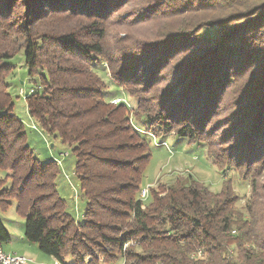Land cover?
<instances>
[{
  "label": "trees",
  "instance_id": "16d2710c",
  "mask_svg": "<svg viewBox=\"0 0 264 264\" xmlns=\"http://www.w3.org/2000/svg\"><path fill=\"white\" fill-rule=\"evenodd\" d=\"M112 23L125 29L113 34ZM19 42L30 74L45 70L27 110L71 148L86 198L78 221L57 189L58 162L27 143L13 67L0 63V167L12 179L0 205L17 201L29 242L63 264H264V0H0V60ZM100 58L132 111L106 99ZM170 133L250 180L244 203L227 177L219 192L187 176L141 199L150 136Z\"/></svg>",
  "mask_w": 264,
  "mask_h": 264
},
{
  "label": "rangeland",
  "instance_id": "374dc122",
  "mask_svg": "<svg viewBox=\"0 0 264 264\" xmlns=\"http://www.w3.org/2000/svg\"><path fill=\"white\" fill-rule=\"evenodd\" d=\"M133 3L134 1H131L128 7L121 10V13L131 9V7H138L132 5ZM125 15L126 13L123 16L125 17ZM107 28L113 34L125 29L116 26L115 23L109 24ZM120 35L125 37V33ZM19 45L21 48L14 57L0 60V63H6L13 67V72L8 76L7 83L14 102V112L25 123L27 143L33 149L35 155L41 161L55 159L58 162L60 172L56 179L57 189L61 197L66 200L68 211L78 221H81L86 208V198L80 189V182L75 174L76 157L71 148L64 145L59 137L55 138L43 132L35 119L30 116L27 110L26 96L34 91L38 93L42 91L40 76L45 74V70L35 69L31 75L25 61L24 47L20 42ZM110 45H113V43L111 42ZM98 63L97 65L94 64V70L106 82V99L119 97L132 111L136 105L135 98L131 97L124 88L118 86L111 78L104 59L100 58ZM133 112L130 115L132 122L144 130L146 127L144 118L142 116L136 117ZM33 125H35V128H33ZM150 137L154 148L150 164L142 179L141 189H146L149 186L158 188L160 185H168L174 182L178 177L192 176L196 180L205 183L213 192H219L223 187L224 179L227 177V179L231 178L236 193L241 197L239 204L242 205L250 194V180L240 175L238 171L228 169L225 171L217 166L209 156L207 146L204 143L191 142L186 138L176 136L175 133L167 134L161 139L153 135ZM224 171L225 173H223ZM10 173V171L0 167V197L2 193L6 195L7 192L4 190L7 189L8 191L11 187ZM149 200V196L144 199L145 202ZM10 203L11 205L5 210L0 205V219L10 235V240L0 243V246L5 251L9 250L30 256L37 264H53L55 260L42 253L37 243L29 242L25 238L26 218L17 212V201L15 199H11ZM98 260L99 264H109L104 261V257L101 255H98ZM89 261L90 258L86 257L85 264H88ZM120 264H124V260H121Z\"/></svg>",
  "mask_w": 264,
  "mask_h": 264
},
{
  "label": "built area",
  "instance_id": "2783aa9c",
  "mask_svg": "<svg viewBox=\"0 0 264 264\" xmlns=\"http://www.w3.org/2000/svg\"><path fill=\"white\" fill-rule=\"evenodd\" d=\"M123 102L124 101L119 97H115L111 100L112 104H120ZM33 128H35V125H33ZM149 193H150V186L147 187L146 189L145 188L141 189V192H140L141 199L143 200L146 199L149 196ZM0 264H37V263L30 256H27L25 254H19V253H10V252L5 251L0 246ZM53 264H63V263L55 259Z\"/></svg>",
  "mask_w": 264,
  "mask_h": 264
},
{
  "label": "crops",
  "instance_id": "0c3cea01",
  "mask_svg": "<svg viewBox=\"0 0 264 264\" xmlns=\"http://www.w3.org/2000/svg\"><path fill=\"white\" fill-rule=\"evenodd\" d=\"M39 158V157H38ZM2 247V246H1ZM3 248V247H2ZM4 249V248H3ZM7 252H10V253H17V252H13V251H9V250H6ZM19 254H23V253H19ZM49 258H51V259H54L55 260V258H53V257H50L49 256Z\"/></svg>",
  "mask_w": 264,
  "mask_h": 264
}]
</instances>
